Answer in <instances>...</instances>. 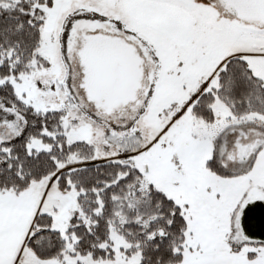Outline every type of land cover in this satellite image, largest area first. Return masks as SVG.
Listing matches in <instances>:
<instances>
[{
    "label": "snow or ice",
    "instance_id": "snow-or-ice-1",
    "mask_svg": "<svg viewBox=\"0 0 264 264\" xmlns=\"http://www.w3.org/2000/svg\"><path fill=\"white\" fill-rule=\"evenodd\" d=\"M0 264H264V0H0Z\"/></svg>",
    "mask_w": 264,
    "mask_h": 264
}]
</instances>
